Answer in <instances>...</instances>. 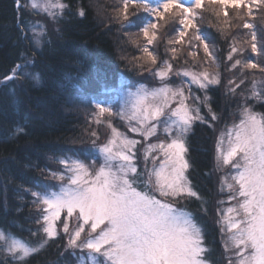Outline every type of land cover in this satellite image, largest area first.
<instances>
[{
	"label": "snow or ice",
	"instance_id": "obj_1",
	"mask_svg": "<svg viewBox=\"0 0 264 264\" xmlns=\"http://www.w3.org/2000/svg\"><path fill=\"white\" fill-rule=\"evenodd\" d=\"M16 7L25 6L17 3ZM26 7L46 16L54 26L71 12L64 0H29ZM205 13L215 17L222 36L246 29L250 37L241 44L233 36L224 57L225 71L232 74L227 93L239 100L238 121L226 126L217 139L216 166L218 170L230 167L220 178V191L227 190L229 201L236 203L217 210V223L222 233H228L224 249L231 254L226 264H264V113L248 103L264 101V81L254 78L256 72L264 74V25L258 39L256 25L246 19L256 13L264 16V0H120L112 18L121 30L138 28V33H124L140 52L132 59L140 73L147 71L158 86L127 85L115 111L108 100L89 98L86 102L95 109L91 123L109 129L105 141L97 143L100 137L91 131L89 143L55 157L56 170L25 165L37 169L41 177L33 187L18 186L31 195L38 216L35 223L40 227L30 231L29 238L0 228V264H28L29 258L61 236L67 237L65 252L79 264H85V257L90 264H212L203 226L179 206L182 200L195 199L201 211H208L204 197L186 174L193 167L187 158L193 124L200 121L212 127L219 119L209 95L213 86L221 84V73L210 70L213 64L219 68L211 43L214 37L198 23ZM74 14L84 18L86 10L80 6ZM28 28L41 50V38L48 36L46 24L37 20L29 22ZM53 31L59 33L60 28ZM165 31L173 33L165 44L166 59L156 51ZM21 32L28 38L23 27ZM136 37L143 39L142 46ZM178 61L184 66H178ZM31 63L26 58V64ZM24 66L17 64L4 80L21 79L17 69ZM24 75L39 82V73ZM249 76L253 77L250 81ZM174 77L180 79L179 84L172 82ZM192 86L203 96L195 95ZM113 116L124 120L132 132H140L145 141L157 137L155 143L143 146V171L137 164L141 141L121 132ZM160 131L165 139L158 137ZM23 132L22 127L15 130V134ZM96 153L102 157L98 167L91 158ZM81 157H88L89 162Z\"/></svg>",
	"mask_w": 264,
	"mask_h": 264
},
{
	"label": "trees",
	"instance_id": "obj_2",
	"mask_svg": "<svg viewBox=\"0 0 264 264\" xmlns=\"http://www.w3.org/2000/svg\"><path fill=\"white\" fill-rule=\"evenodd\" d=\"M64 2L71 6V12H66L65 18L54 26L59 27L60 32L56 33L54 27L49 25L48 39L42 49L37 50L21 32V27L25 33L27 31L23 9L16 7L17 0H0V228L21 238H29L30 231L35 232L40 227L35 223L38 216L31 203V195L18 186L33 187L41 177L37 169L25 165L36 164L39 168L50 167L56 170L58 164L55 157L71 154L70 149L89 143L91 131L98 133L100 139L97 143L105 141L110 134L109 129L105 124L91 123V113L95 109L86 102L89 98L109 100L113 95L108 90L120 81H124L126 86L158 84L147 71L141 74L132 59L140 56V52L137 44L131 43L124 33H138V28L121 30L112 18L113 9L119 6L120 0ZM80 6L86 10L84 18L74 14ZM244 11L241 9V14ZM229 15L233 16L231 7ZM246 19L256 25L259 39L264 16L256 13L254 18ZM198 23L202 31L214 37L211 43L214 44L219 68L213 64L210 70L221 73V84L213 86L209 95L219 119L213 122L212 127L200 121L195 122L187 137V158L193 165L187 176L204 197L207 214L201 211V204L195 199L182 200L179 206L193 213L197 222L203 226L206 243L211 248L208 256L212 264H224L223 244L214 221L215 203L219 196L214 146L218 130L230 122L238 121L239 103L238 98L227 93V80L232 74L225 71L224 57L233 36L241 44L250 37L246 29H233L222 36L215 27L217 21L211 13H205ZM172 36L173 33L167 31L161 35L156 45L160 57L167 58L165 44ZM136 39L142 46L143 39ZM26 58L33 63L26 64ZM177 63L180 67L184 66L181 61ZM17 64L25 65L22 68L33 75L39 73V82L30 76L19 84L5 81L4 77L11 75V70ZM254 78L264 81V74L256 72ZM251 79L253 77L249 76V81ZM172 82L180 83V79L174 77ZM192 91L195 95L203 96L196 86H192ZM248 103L254 111L264 113V101L249 100ZM201 111L207 116L205 108L202 107ZM112 122L120 131H127L119 117L113 116ZM17 127H22L24 132L15 134ZM81 159L85 162L89 160L88 157ZM66 240L67 237L61 236L50 241L39 255L29 258L28 264H79L76 257L65 252Z\"/></svg>",
	"mask_w": 264,
	"mask_h": 264
},
{
	"label": "rangeland",
	"instance_id": "obj_3",
	"mask_svg": "<svg viewBox=\"0 0 264 264\" xmlns=\"http://www.w3.org/2000/svg\"><path fill=\"white\" fill-rule=\"evenodd\" d=\"M17 1L19 2L20 5H24L25 6V7H22V9H23L22 10L23 17L25 19L24 27H25V29L27 31L26 34H27L28 38L31 41H32V39H31L32 33L29 30V28H28L29 22H35L37 20L42 21L43 23L46 24L47 30H48V26L49 25L54 27V25L47 19L46 16L37 14V13L33 12L30 8L26 7L29 4V0H17ZM47 39H48V36L41 38L42 45ZM32 43H33V41H32ZM33 45H34V43H33ZM35 48H36V46H35ZM24 73H30L31 74V72L29 70L21 68V69H19V73H17V75L19 77H21V79H14V80H11V81L13 83H15V84L22 83V81L26 77H28V76H25ZM140 84L147 85L149 88H153V87H157L158 86V84L157 85L156 84L155 85L154 84H149V83L148 84L147 83H140ZM140 84H138V85H140ZM177 84H179V83H177ZM108 91L113 95L108 101L110 103H113V107H114V111H115V110L118 109L119 104L123 102V98H124L125 92L127 91L125 82L124 81H120L116 86H114L113 88H111ZM122 121L125 123V125L127 127V131H123L122 130L121 132L127 133L129 137L141 141V143L139 145H137V164L140 165V170L143 171V160H142L143 146L146 143H155L156 140H157V137H152L150 140L145 141L140 132H132L130 130L128 124L124 120H122ZM232 123L233 122H230L228 125L222 126L218 130L217 137H216V140H215V146H214V168H215V172L217 171L218 172V176H219L218 177V183H217V193L219 194V196L216 199V203H215L216 204V207H215L216 208V215H215L214 221H215V224L217 225V227L219 229L220 239H221V242L223 244L224 264H226V256L230 255L231 253H226L225 249H224V242L227 240L228 233L226 231L224 233H222L220 231L222 225L217 223V221L220 219V213L217 210L218 209L226 210L228 207L234 206L236 201H229V193L227 192V190H225L224 192L220 191V178L223 175L227 174L231 169H230V167L229 168H225L223 170H218L217 169V166H216L217 165V162H216V142H217V139L219 138L221 132H226L227 131V127L226 126H231ZM158 137L160 139H165V136H164L162 131L158 132ZM226 146H227V137H225V147ZM94 157H92V159L96 160V166L98 167L100 165V163L102 162V157H100L99 153H96L94 155ZM88 162H89V160H86L85 163H88ZM58 167H59V165H58ZM148 167L149 168L151 167V163H149ZM221 201H223L224 203H220ZM187 211H189V210H187ZM57 226L59 227V224ZM85 264H90V262L87 260V257H85Z\"/></svg>",
	"mask_w": 264,
	"mask_h": 264
},
{
	"label": "water",
	"instance_id": "obj_4",
	"mask_svg": "<svg viewBox=\"0 0 264 264\" xmlns=\"http://www.w3.org/2000/svg\"><path fill=\"white\" fill-rule=\"evenodd\" d=\"M19 3V2H18Z\"/></svg>",
	"mask_w": 264,
	"mask_h": 264
}]
</instances>
